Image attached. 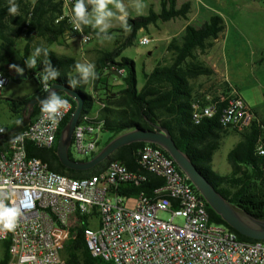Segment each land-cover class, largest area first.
<instances>
[{"label": "built area", "instance_id": "2783aa9c", "mask_svg": "<svg viewBox=\"0 0 264 264\" xmlns=\"http://www.w3.org/2000/svg\"><path fill=\"white\" fill-rule=\"evenodd\" d=\"M62 1L60 20L69 21L73 0ZM71 28L82 44L93 40L83 28ZM151 41L146 36L140 44ZM0 80L4 82L1 96L8 79L0 73ZM229 88L194 99L196 125L218 116L225 128L241 133L257 120L237 89ZM63 99L69 102L68 108L57 124L40 113L0 153V197L20 209L16 228L0 231V242L10 241L8 264H64L62 253L80 227L93 256L113 264H264V241H242L229 227L211 221L205 199L159 146L147 143L139 150L138 170L111 161L105 170L85 179L66 177L41 159L28 158V144L46 149L56 144L72 109L71 101ZM98 106L82 114L76 125L69 150L75 160L74 154L86 158L100 150L103 122L96 120L106 104L100 101ZM5 134L0 126V136ZM256 152L264 157V135ZM149 175L163 179L164 186L135 197L119 193L123 185L146 182ZM166 212L172 214L169 221L159 217ZM177 218L183 224H176Z\"/></svg>", "mask_w": 264, "mask_h": 264}, {"label": "trees", "instance_id": "16d2710c", "mask_svg": "<svg viewBox=\"0 0 264 264\" xmlns=\"http://www.w3.org/2000/svg\"><path fill=\"white\" fill-rule=\"evenodd\" d=\"M15 3L18 5V12L13 15L8 12V0H0V40L3 46L14 48L24 44L21 58L25 76L33 78L38 88L32 96L7 100L14 120L11 125L5 126L6 134L22 121L23 111L29 101L46 93L36 74L42 75L44 67L42 61L47 59L60 74L57 79L48 81L49 88L53 83H58L79 94L84 102L82 114L93 112L98 101L106 104L104 108H100L96 122H103V133H110L111 137L101 144L100 150L127 131L136 128L163 127L170 132L177 146L192 159L219 193L234 206L257 219L264 220V157L256 152V144L264 135V118H257L248 129L239 133L241 140L228 154V162L231 166V173L228 175L214 171L212 163L214 154L221 148L225 132L229 129L220 123L218 116L205 119L200 125H196L192 120V102L202 95L196 92L194 81L203 76L212 77L214 74L213 69L200 59L199 53L205 54L211 49L224 32L226 25L222 16L215 14L200 26L188 25L179 39L173 38L169 42L167 56L152 71L148 72L145 67L143 68V84L140 86L136 64L132 59L124 57L123 52L133 45L141 30H147L151 25L159 22H169L176 18L186 19L191 11L190 3L178 7L177 0H161L160 12H156L152 7L147 16L128 19L129 30L126 31L123 25L117 30L108 31L109 36L115 31L121 35L115 37L111 49L99 52L95 63L98 78L87 85L80 83L72 88L68 85V78L76 76L74 66L78 61L77 58L59 54L51 49L53 45H62L66 35L72 33L67 18L60 20L64 15L63 1L15 0ZM83 30L92 35L93 39H102V36H97V30L90 26H83ZM38 47L47 49L49 54L45 57L42 53L37 58L35 69H28L25 60ZM3 58L4 55L0 52V59ZM113 71H122L121 78L125 82L124 88L117 92L112 89V85L103 81L105 73ZM219 90L228 92L229 84L221 82ZM95 92L102 94L97 98ZM58 94L62 98L67 97L72 103V109L62 124V131L75 111L77 103L64 92ZM40 113L41 106L36 105L31 123ZM14 135L0 139V153ZM59 136L60 133L56 144L50 149L28 144L27 156L41 159L50 170L72 179L92 177L105 170L111 161H119L131 171L138 170L139 150L147 144L139 142L124 146L96 168L75 171L63 166L58 157ZM166 154L169 156L167 152ZM96 155L95 153L82 161H88ZM70 157L75 160L71 154ZM163 186V179L149 175L146 182L123 185L119 193L127 197H135L139 192L151 194L155 189ZM207 209L211 221L229 227L240 240L258 241L237 232L208 204ZM3 246L4 256L0 264H8L10 241H3ZM62 256L64 264H113L102 257L93 256L84 237L83 227L77 229Z\"/></svg>", "mask_w": 264, "mask_h": 264}, {"label": "rangeland", "instance_id": "374dc122", "mask_svg": "<svg viewBox=\"0 0 264 264\" xmlns=\"http://www.w3.org/2000/svg\"><path fill=\"white\" fill-rule=\"evenodd\" d=\"M123 2L127 8L128 19L147 16L150 13L152 7L155 11H161L160 0H144L146 7L144 8L143 13L140 15H138L130 6L131 0H123ZM201 7H203V9L210 14L213 13V11L217 13V10H221L229 15H233L238 11V8H241L243 13L252 14L256 19V24L258 27V33L255 37V40L258 44L263 43L262 47L264 48V0H258V4L257 6H255L256 8L252 9H249L246 1L244 0H226L225 4H219L214 1L208 4L207 6L202 5ZM190 19L195 21L196 16L192 15ZM187 22L188 20L184 18H179L176 21L172 22H159V27H155L154 25H152L149 31H140L133 45L128 47L123 52L124 57L132 59L135 62L136 73L140 86H142L143 84V68L145 67V69L150 72L160 61H162L167 56L166 48L168 42H170L173 38L179 35L181 27ZM225 25L227 26L226 22ZM122 26L123 25L120 23L119 20L113 19L111 22V27L108 29V31L117 30ZM120 35V33L115 31L113 35L110 36V39H93L88 44H82L78 36L73 33H70L66 35L62 45H53L51 49L59 54L74 56L77 58L78 61L93 62L95 64L99 52L101 50L111 49L116 39L115 37H118ZM146 36L151 38L152 41L148 45H141L140 39ZM23 47L24 44H20L17 48L10 47L7 45L3 46L2 41L0 40V52L2 53V55H4V58L0 59V73H2L3 76L8 79V83L2 89L0 96V126H9L12 124L13 113L11 112L7 104V100H16L27 96H32L35 94L38 88V84L33 78L19 77L18 75L20 74H18L17 69L10 67V65L16 64L19 68H23L21 58ZM217 52L218 50L212 52V57H214L213 59H216V63L220 65L223 75H229V73H234L235 75H237L236 67L233 64V61H230L231 54L229 49H227V57L230 61V66L225 65L223 61L218 60L219 57L217 56ZM203 55L204 54L199 53L200 59H203ZM105 75L106 76L103 78V81L108 82L110 85H112V89L115 92L124 88L125 82L122 78L118 77V75L114 74L113 72H106ZM237 77L239 79L238 89L244 97L246 103L251 100L261 101L262 99H264V84H260V78L247 71H244L242 76L237 75ZM261 79H263L262 81L264 82V74L263 76L261 75ZM213 84V79L211 77L203 76L194 81L195 90L199 94H202V90H205V92L211 95H215L216 92L212 89L207 91V88H209V86H212ZM94 94L95 97L97 96V98H99L98 95L102 93L95 92ZM98 102L95 105L94 110H97L99 108ZM110 137V133H103L101 135L102 143L104 144L105 142H107ZM239 139L240 136L232 135L223 140L221 148L215 153L213 161V169L217 173L221 175H227L231 172V166L228 162V154L233 149L234 145ZM98 153L99 152H97L96 154ZM74 156L77 160H84L91 157L92 155L86 158L76 154H74ZM159 217L165 221H169L172 217V214L169 212L161 213L159 214ZM174 222L178 225H181L183 224V219L177 218ZM3 256V243L0 242V261Z\"/></svg>", "mask_w": 264, "mask_h": 264}, {"label": "water", "instance_id": "95a60500", "mask_svg": "<svg viewBox=\"0 0 264 264\" xmlns=\"http://www.w3.org/2000/svg\"><path fill=\"white\" fill-rule=\"evenodd\" d=\"M113 73L120 78L122 77V74L119 72L113 71ZM49 89L57 93L64 92L77 103V107L70 120L60 132L58 140L57 154L63 166L75 171H88L105 162L117 150L124 146L139 142L157 145L169 154L175 164L187 175L207 204L220 215L229 226L243 236L258 241H264V220L257 219L249 213L239 209L219 193L214 185L197 168L192 159L177 146L170 132L163 127L155 129L136 128L127 131L110 141L94 158L88 161L73 160L70 157L69 150L72 145L74 130L83 113L84 102L79 94L64 85L53 83ZM47 95L48 93L46 92L42 96L30 100L23 111L22 121L6 135L1 136L0 139L9 137L26 128L31 123L35 106H41L42 100L45 99Z\"/></svg>", "mask_w": 264, "mask_h": 264}, {"label": "clouds", "instance_id": "9594fccd", "mask_svg": "<svg viewBox=\"0 0 264 264\" xmlns=\"http://www.w3.org/2000/svg\"><path fill=\"white\" fill-rule=\"evenodd\" d=\"M8 2L9 14L15 15L18 12V5L15 0H8ZM130 6L140 15L143 13L146 4L144 0H131ZM68 19L76 31H82L83 26H90L97 30V36H102L103 39L111 38L108 35V29L111 27L113 19L119 20L125 26V30H129L127 8L123 0H74ZM42 53L45 57L49 54L47 49L36 48L29 58L25 60L26 67L35 69L37 58ZM42 63L44 65L42 75L37 73L36 76L48 95L41 102V113L52 125H55L58 123L62 112L67 110L69 102L63 99L56 91L50 90L48 86L50 79L55 80L59 77V70L54 68L47 59L42 61ZM10 67L16 68L20 75L24 74V69L19 68L16 64H12ZM74 67L76 76L68 78L69 87L75 88L80 83L87 85L98 78L96 65L93 62L77 61ZM3 83V80H0V84ZM261 154L264 155V153ZM19 215L20 209L18 207L6 203L5 198L0 197V231H13L17 226L16 222Z\"/></svg>", "mask_w": 264, "mask_h": 264}, {"label": "crops", "instance_id": "0c3cea01", "mask_svg": "<svg viewBox=\"0 0 264 264\" xmlns=\"http://www.w3.org/2000/svg\"><path fill=\"white\" fill-rule=\"evenodd\" d=\"M214 1L219 4H225L226 2V0H177L178 7H181L185 3H190L191 11L188 17L186 18L188 22L181 27V30L179 31V35L175 38L179 39L184 34L185 28L188 25L200 26L205 21L209 20L215 14L222 16L223 19H225L227 26L225 27V30L220 35V37L214 42V46L203 55V59H202L214 71V74L211 77L213 79L214 84L212 86H209V88H207V91L212 89L213 91L218 92L219 85L221 82H227L229 86L235 87L239 91L238 89L239 79L237 75L242 76L244 71H247L253 75H256L261 80L260 84H264V82L262 81L263 79H261V75L263 76L264 74V48L262 47L263 43L258 44L257 41L255 40V37L258 33L256 19L254 18L252 14L243 13L241 8H238V11L234 13L233 15H229L221 10H217V13L213 11V13L210 14L207 11H205L203 7H201L202 5L207 6L208 4ZM244 1H246L249 9L256 8L255 6H257L258 4V0H244ZM160 3H161V0H160ZM156 12H160V11H156ZM192 15L196 16L195 21L190 19ZM177 19L179 18L173 19L169 22L176 21ZM154 26L159 27V23H157ZM151 27L152 25L147 30L149 31ZM227 49H229L230 51L231 59H233V60L230 59V61H233V64L235 65L236 70H237V75H235L234 73H229V75H223L220 65L216 63L215 61L216 59L214 60L213 59L214 57H212V52H215V50H218L217 52V56L219 57L218 60L219 61L221 60L224 62L225 65L230 66V61L228 60V57H227L228 56ZM18 76L26 77L25 70H24L23 75H18ZM201 93L203 94L207 92H205V90H202ZM239 93L242 96L240 91ZM247 103L252 108L257 118L259 119L264 118V99H262L261 101L251 100V101H248ZM1 126L5 127L4 125H1ZM232 135L240 136L239 133L235 131L226 130L223 140ZM240 140H241V137L237 141V143H239ZM237 143L234 145V147L237 145ZM213 161H214V157H213ZM212 167H213V163H212Z\"/></svg>", "mask_w": 264, "mask_h": 264}]
</instances>
